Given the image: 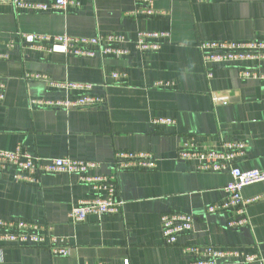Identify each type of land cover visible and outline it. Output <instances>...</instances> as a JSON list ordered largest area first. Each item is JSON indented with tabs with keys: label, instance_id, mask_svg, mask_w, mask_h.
Masks as SVG:
<instances>
[{
	"label": "crops",
	"instance_id": "0c3cea01",
	"mask_svg": "<svg viewBox=\"0 0 264 264\" xmlns=\"http://www.w3.org/2000/svg\"><path fill=\"white\" fill-rule=\"evenodd\" d=\"M47 3L50 0H21ZM66 11H21L0 4V150L19 146L42 160L71 158L99 161L92 175H109L116 151L151 153L156 168L116 175L121 213L98 221H69L72 205L92 197L93 190L74 175H42L38 184L14 181V170L0 173V217L50 226L66 237L68 256H54L43 247L0 244V264H190L185 246L257 256L262 262L225 259L219 264H264V200L246 209L248 223L228 229L234 213L220 210L230 181L227 173L200 172L193 161L177 159L185 141L219 149L223 142L243 141L235 159L242 171L264 172V83L239 78L234 66L202 62V41L264 40V0H155L159 14H136V0H73ZM167 33L161 48L139 53V32ZM19 33L94 37L121 34L129 56L75 57L27 47ZM12 45V46H11ZM11 46V47H9ZM249 66L254 64L248 63ZM264 72V67L257 69ZM112 73L124 75L113 79ZM211 73V77H208ZM30 74L50 80L92 85L88 93L104 97L95 109H42L33 100L76 99L81 91L52 89ZM213 97L219 102L213 101ZM224 99L227 104H222ZM170 119L174 125L155 123ZM264 193V182L242 190L244 199ZM193 217V227L165 244L163 214ZM243 257V256H242Z\"/></svg>",
	"mask_w": 264,
	"mask_h": 264
},
{
	"label": "built area",
	"instance_id": "2783aa9c",
	"mask_svg": "<svg viewBox=\"0 0 264 264\" xmlns=\"http://www.w3.org/2000/svg\"><path fill=\"white\" fill-rule=\"evenodd\" d=\"M155 0H136L141 8L136 14L152 17L159 14L154 8ZM0 4L12 5L21 11H66L69 5L78 6L73 0H50L47 3H26L21 0H0ZM167 33L139 32L134 48L139 53L158 51L162 44L160 38H166ZM18 37L29 48L47 53H60L75 57L113 56L122 58L130 55L128 49L122 47L126 42L121 34L97 35L94 37L71 36L68 34H25ZM12 46V45H11ZM9 46V47H11ZM202 62L212 66H234L239 69V78L255 80L264 83V72L257 69L264 67V40H251L247 42L233 41H202L197 44ZM6 53H0V60L7 59ZM248 63L254 64L249 66ZM113 79L125 76L112 73ZM211 77V73H208ZM27 80L43 81L52 89H61L66 92L81 91L83 94L76 99L64 100H33L31 105L35 108L55 109L63 108L66 111L73 109H95L105 104L104 97L88 94L92 85L71 81H54L46 76L30 74ZM5 82L0 79V102L4 99ZM213 97V101L219 102ZM222 104H227L221 99ZM161 125H174L170 119L155 121ZM246 147L243 141H227L219 149L197 147L193 141L182 143L177 152V159L193 161L200 172L227 173L230 181L224 187L225 199L220 205H212L207 212L213 214L220 210H229L234 217L227 223L228 229H239L248 223L246 209L251 204L264 200V193L250 199L242 196L243 188L264 182V172L252 169L242 171L235 166V159L244 154ZM101 162L89 160H75L71 158L45 159L23 151L19 146L11 151L0 150V173L9 168L14 170L13 179L20 184H38L42 175L65 173L74 175L79 182L88 184L93 190L89 199L72 205L68 213L72 224L84 222L87 217L94 216L98 221L108 215L121 213L124 202L118 198L116 175L129 170H153L156 168V159L151 153H136L132 151H116L109 163V175H92V171L100 168ZM161 235L165 244L175 245L180 235L188 233L193 227V217L189 214L171 213L163 214L160 218ZM66 237L56 235L52 227L23 219L6 220L0 218V244H16L19 246H43L51 255L68 256L70 247ZM183 253L192 257L190 264H219L225 259H238L244 263L262 262L257 256H245L238 252L217 251L210 246H185ZM243 256V257H242Z\"/></svg>",
	"mask_w": 264,
	"mask_h": 264
},
{
	"label": "rangeland",
	"instance_id": "374dc122",
	"mask_svg": "<svg viewBox=\"0 0 264 264\" xmlns=\"http://www.w3.org/2000/svg\"><path fill=\"white\" fill-rule=\"evenodd\" d=\"M55 81V80H54ZM90 161V160H89ZM80 183H82V182H80ZM82 184H85V183H82ZM86 185H88V184H86ZM90 186V185H89ZM91 187V186H90ZM0 218H3V217H0ZM3 219H5V218H3ZM6 220H10V219H6ZM24 220V219H23ZM27 221H29V220H27ZM32 222H34V221H32ZM82 223V222H81ZM11 245H16V244H11ZM27 246H31V247H38V246H32V245H27Z\"/></svg>",
	"mask_w": 264,
	"mask_h": 264
}]
</instances>
